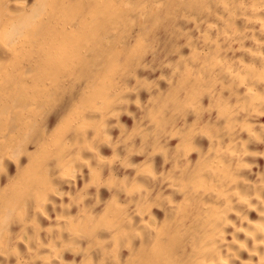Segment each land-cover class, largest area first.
<instances>
[{
	"label": "bare ground",
	"instance_id": "bare-ground-1",
	"mask_svg": "<svg viewBox=\"0 0 264 264\" xmlns=\"http://www.w3.org/2000/svg\"><path fill=\"white\" fill-rule=\"evenodd\" d=\"M0 264H264V0H0Z\"/></svg>",
	"mask_w": 264,
	"mask_h": 264
}]
</instances>
